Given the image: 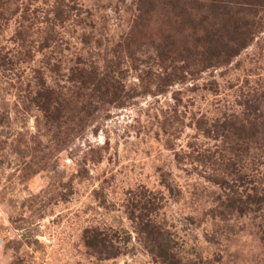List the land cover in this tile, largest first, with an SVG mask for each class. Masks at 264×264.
Returning <instances> with one entry per match:
<instances>
[{
    "label": "rangeland",
    "instance_id": "1",
    "mask_svg": "<svg viewBox=\"0 0 264 264\" xmlns=\"http://www.w3.org/2000/svg\"><path fill=\"white\" fill-rule=\"evenodd\" d=\"M142 2L0 0V264H162L149 220L181 264H264V204L229 209L264 187V6L201 70L203 12Z\"/></svg>",
    "mask_w": 264,
    "mask_h": 264
},
{
    "label": "trees",
    "instance_id": "2",
    "mask_svg": "<svg viewBox=\"0 0 264 264\" xmlns=\"http://www.w3.org/2000/svg\"><path fill=\"white\" fill-rule=\"evenodd\" d=\"M142 1L140 10L143 13H147L153 11L158 4L157 2L161 0ZM165 1L163 0V2ZM168 1L170 10L190 9V7L196 6L203 12L204 17L198 20V24L202 28L199 33L198 43L194 45L196 52H193L196 63L201 70L211 66L229 64L234 57L239 55L252 42L253 36L256 34L255 30L257 31L258 29L257 25L260 23L256 21L258 17L254 9L264 6V0ZM204 7L206 10L203 9ZM184 57L187 59L186 56ZM43 103V108L50 112L49 102ZM255 128L254 124H252L251 130L253 133L256 132ZM213 180L222 187L224 185L228 187L229 185V180L224 175L219 178H213ZM252 191L253 193L248 195V203L242 201V199L233 200L232 198L235 197L229 196V204H231L229 209L245 214V209H242L238 204H264V187L253 189ZM132 215L133 219L137 218L135 214L132 213ZM149 221L138 223V232L144 236V243L149 252L162 264H181L182 260L178 258L172 246H169L167 241L162 238L164 234L163 227L156 224L154 220ZM101 235L99 232L91 233L87 230L84 236L87 246L95 253L105 255V258L117 257L119 254L113 253V245Z\"/></svg>",
    "mask_w": 264,
    "mask_h": 264
}]
</instances>
